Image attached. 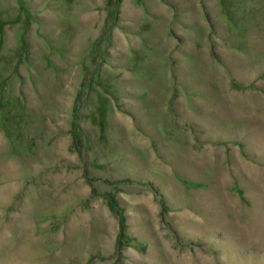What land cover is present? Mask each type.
<instances>
[{
	"label": "rangeland",
	"instance_id": "1",
	"mask_svg": "<svg viewBox=\"0 0 264 264\" xmlns=\"http://www.w3.org/2000/svg\"><path fill=\"white\" fill-rule=\"evenodd\" d=\"M0 264H264V0H0Z\"/></svg>",
	"mask_w": 264,
	"mask_h": 264
}]
</instances>
